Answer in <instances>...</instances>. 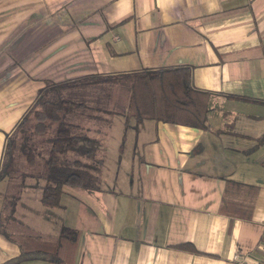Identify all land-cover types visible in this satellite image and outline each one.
Returning <instances> with one entry per match:
<instances>
[{"label": "crops", "instance_id": "crops-1", "mask_svg": "<svg viewBox=\"0 0 264 264\" xmlns=\"http://www.w3.org/2000/svg\"><path fill=\"white\" fill-rule=\"evenodd\" d=\"M168 65L191 66L193 85L209 91L208 128L150 118L125 128L123 114L104 111L109 124L123 116L116 173L106 180L104 150L101 189L65 187L50 207L60 221L42 213L46 226L31 233L76 228L72 264H259L264 0H0V164L6 135L47 81H77L72 91L92 102L91 75ZM228 180L245 185L231 197L250 204V216L221 210ZM19 253L0 233V264Z\"/></svg>", "mask_w": 264, "mask_h": 264}, {"label": "trees", "instance_id": "trees-1", "mask_svg": "<svg viewBox=\"0 0 264 264\" xmlns=\"http://www.w3.org/2000/svg\"><path fill=\"white\" fill-rule=\"evenodd\" d=\"M90 77L89 85L97 91L93 97L94 102L86 99L83 90L79 93L72 91L71 85L77 81H47L45 86L38 90L31 106L6 135L0 164V181L10 178L16 171L17 160L24 158L28 165L38 166L34 175L43 180L39 201L45 206H59L66 186L88 191L100 190L104 143L99 136L91 135L84 123L68 119L71 114H81L86 108H95L93 105L110 115L123 114L125 128L130 119L138 123L148 118L208 128L209 91L193 85L189 65L146 67L130 72L95 74ZM115 85L119 86V90L123 87L128 91L127 101L120 108H117L118 96L115 99L112 97V94H115ZM102 87L105 99H102L100 93ZM215 132H219V129H215ZM256 139L258 142H264V134ZM122 144L121 142L119 145L120 150ZM244 186L234 180L227 181L220 205L222 211L232 215L243 213L246 217L250 216L251 205L231 197L232 192L241 191ZM6 193L5 190L0 191L3 197L0 208V233L17 243L20 253L3 264H19L23 260L34 258L72 264L79 231L64 224L52 238L8 231L5 223L12 218L18 195L12 196L6 202ZM176 246L198 251L191 242H182Z\"/></svg>", "mask_w": 264, "mask_h": 264}, {"label": "rangeland", "instance_id": "rangeland-1", "mask_svg": "<svg viewBox=\"0 0 264 264\" xmlns=\"http://www.w3.org/2000/svg\"><path fill=\"white\" fill-rule=\"evenodd\" d=\"M118 85H115V94H112V97L115 99L118 96V107L120 108L125 105L127 101L128 91L123 87L119 90ZM95 89L90 94L91 101H93V97L96 96ZM94 107L86 108L81 114H71L68 116V119L75 122H81L88 124L89 130L88 132L91 135H97L101 138L104 146V150H106V180L110 182L111 175L116 173L117 170V155L120 153L119 145L122 142V133H123V116H115L112 119V122L109 124L107 119L109 115L104 114L103 109ZM101 108V107H100ZM93 127H99L102 129V134H97ZM124 135V134H123ZM122 135V136H123ZM125 136V135H124ZM104 153V151H103ZM128 164V163H127ZM16 171L11 175L10 178H4L3 183L0 184V189L5 190L7 199L6 202L9 201L10 198L14 195H18V200L15 203V210L13 212L12 218L14 222H10L11 227H13L15 234L19 233H34L35 223L39 226H46V223L42 220V213L50 214L48 218H50L53 223L55 220L60 221V217L58 213L55 211H51L50 207L43 205L39 201L41 185L43 184L42 179H38L35 177L36 170L38 169L37 164L28 165L24 158H20L17 160ZM24 174V175H23ZM66 191H83L81 188H73L70 186H66ZM3 200V199H2ZM9 209V207H7ZM8 209L6 212L8 213ZM9 221H12V220ZM8 220L5 223V227L7 226ZM10 227V228H11ZM48 228V226H47Z\"/></svg>", "mask_w": 264, "mask_h": 264}, {"label": "built area", "instance_id": "built-area-1", "mask_svg": "<svg viewBox=\"0 0 264 264\" xmlns=\"http://www.w3.org/2000/svg\"><path fill=\"white\" fill-rule=\"evenodd\" d=\"M259 264H264V255H262V259H261V261L259 262Z\"/></svg>", "mask_w": 264, "mask_h": 264}]
</instances>
